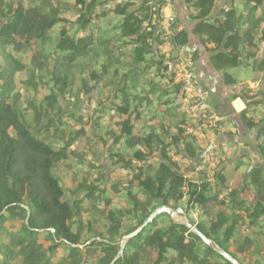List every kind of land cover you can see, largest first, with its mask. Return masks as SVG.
Returning <instances> with one entry per match:
<instances>
[{"label":"trees","instance_id":"16d2710c","mask_svg":"<svg viewBox=\"0 0 264 264\" xmlns=\"http://www.w3.org/2000/svg\"><path fill=\"white\" fill-rule=\"evenodd\" d=\"M45 2L0 0V264H231L167 215L119 256L123 237L162 205L182 209L241 264H264V165L237 182L227 173L232 165L215 164L211 175L209 164L226 151L214 149L207 161L209 146L187 133L195 124L182 102L183 85L170 74L163 31L152 27L154 7H133L130 0ZM185 3L193 33L214 47L210 65L226 83L240 86L263 74L240 95L246 105L240 117L256 129L264 158V0ZM220 3L229 7L215 17ZM165 7L161 2L159 14ZM188 42L179 31L170 53L178 56ZM40 85L48 87L51 116L34 135L17 110L29 107L27 93ZM72 85L88 98L97 91L103 102L86 121L56 103L54 91ZM102 153L108 172L96 164ZM191 161L200 162L188 171ZM20 218L18 228L6 230ZM126 223L134 230L125 232ZM42 234L51 241L47 249Z\"/></svg>","mask_w":264,"mask_h":264},{"label":"rangeland","instance_id":"374dc122","mask_svg":"<svg viewBox=\"0 0 264 264\" xmlns=\"http://www.w3.org/2000/svg\"><path fill=\"white\" fill-rule=\"evenodd\" d=\"M132 3H135L133 7L141 5L143 2H148L151 6L154 7L155 10V16L152 20V27L154 26L158 27L157 30H155V34L158 33L161 29L165 30H172V37L178 33L179 31H183L188 36V45L186 48L192 49L196 48V52H187L185 53L184 50L181 47H178L177 50H179L178 56L182 54H187L192 56V61L195 65V77L197 76L202 77L204 80L202 83L206 82L208 80L209 76H213L215 80L220 81L219 83L217 81L214 82V87L210 93V95L206 96V102L209 106V108L214 111L215 113L222 114L220 116L218 123H223V111L218 108L220 106V102L222 101V95L225 97L226 95L230 96V98L236 97L237 95H242V92L244 89L247 88H254L257 83L261 80L263 74L256 73V79L254 82L248 83L244 86L237 87L233 84H229L225 82L224 76L221 72H212V68L210 65V58L215 53L214 47L206 45L202 43L200 38L193 33L194 27H195V21L190 16L187 9V5L185 3V0H130ZM56 2H61L58 0H46L47 5H54V7L59 6ZM165 3L167 7H165L162 12L159 14V7L160 3ZM229 3H220L218 6V10L215 14V17L221 16L224 10L228 9ZM168 8V9H166ZM172 10V12H171ZM178 11L177 12H174ZM173 13V14H172ZM174 17V22L169 25V27H166V23H169L167 20V17ZM1 24V21H0ZM181 29V30H180ZM164 30V31H165ZM164 41V48L166 46V43L170 42V39H165L163 36ZM262 55L264 56V45H262ZM178 56H176V53H170L167 55L165 54V57L167 59L168 67L170 68V74L176 73V65L178 64ZM32 56L28 57V61L31 60ZM202 87V86H201ZM224 90L223 94L221 92ZM226 90V91H225ZM48 91L47 85H40L38 88H36V92L34 95L31 96L30 93H27V97L32 99V102L30 103L28 108L24 107H18L17 110V116L25 121L30 126V130L34 135H38L39 131H42L44 126L48 123V120L50 119L51 112L49 111V106L51 104V100L46 99V92ZM205 93V92H204ZM54 97L56 99V103L61 107L64 113H80L84 118L85 117H92L94 115V111L100 107V103L97 98V91H95L92 94V97L88 98L86 95V92L83 89H80L77 85H72L71 89L68 92H60V91H54ZM104 101V100H103ZM212 101V102H211ZM35 106V107H34ZM37 107V108H36ZM39 107V109H38ZM219 115V114H218ZM37 117V119H36ZM31 118H33L31 120ZM38 118H40L38 122ZM86 121V118H85ZM231 124L236 122V124H240L242 128V133L244 134L245 140H247L248 145H238L240 148L236 150V153H234L233 157L230 161H220L216 162V166H219L221 168L228 167L227 173L228 175L234 180V182L239 181L243 173H248L249 169H252L254 166L257 165H264V158L259 153V150L256 147V129H253L252 127H248V122L243 121L241 117H234L231 116L228 120ZM38 123V124H37ZM88 131H91V127L87 128ZM216 128L212 129V133H214ZM227 136H233L230 133L227 132ZM206 145H211L210 140L207 142ZM215 145H212L213 147H219L221 145L218 144L215 140L213 142ZM77 144V143H76ZM75 144V145H76ZM223 146V145H222ZM237 146V145H236ZM73 149V148H71ZM157 155V153L155 154ZM206 155V154H205ZM98 160L96 161L97 167L105 166L107 172L109 170L108 162H107V153H102L98 155ZM222 159V158H221ZM220 159V160H221ZM200 161H191L185 163V165L188 168V171L191 169H195L199 165ZM245 163V164H243ZM215 165L212 166L209 164L210 173L212 175V172L214 170ZM200 167V166H199ZM238 167V168H237ZM203 168V167H200ZM184 172H187V170H184ZM81 194L79 192L75 197H78ZM126 205V203H123ZM29 212V211H27ZM192 218L195 222H198V217L195 213L191 214ZM177 222H183V218L179 217L175 219ZM22 223V219H18L17 221L9 222L6 225V230H14L18 228ZM135 224L134 223H126L124 224V230L125 232H131L134 230ZM40 242L43 245L44 248H48L51 245V241L48 238L46 234H42L40 237ZM58 258L60 256L58 255Z\"/></svg>","mask_w":264,"mask_h":264},{"label":"built area","instance_id":"2783aa9c","mask_svg":"<svg viewBox=\"0 0 264 264\" xmlns=\"http://www.w3.org/2000/svg\"><path fill=\"white\" fill-rule=\"evenodd\" d=\"M167 18L169 23H166L167 25L164 28L169 27L175 20L173 16ZM164 30L165 29H162L163 36L166 40L170 39V42L166 43L165 48H163L164 54L168 55L172 49L171 42L173 39V32L168 29ZM175 83L183 85L184 95L182 102L185 105V111L190 118V122L195 124L194 127L187 129V133L195 136L200 145H206L205 140H208L207 136L209 132L212 131L213 128L217 129L219 117L209 108L205 93L198 84L197 78L195 77V65L192 61V56L187 54L179 56L178 64L176 65ZM213 163L211 162L210 165L212 166Z\"/></svg>","mask_w":264,"mask_h":264},{"label":"crops","instance_id":"0c3cea01","mask_svg":"<svg viewBox=\"0 0 264 264\" xmlns=\"http://www.w3.org/2000/svg\"><path fill=\"white\" fill-rule=\"evenodd\" d=\"M166 9H168V8H166ZM185 10H187V9L185 8ZM171 12H172V10H171ZM174 12L178 13V11H175V10H174ZM196 51H197L196 48H192V49L186 48V53L187 52H193L194 53ZM212 72H216V71L212 68ZM255 79H256V73L253 76V79L251 81H248L247 83L240 85V86H238V85H235V86H237V87L244 86L248 83L254 82ZM203 80L204 79L202 77L197 76L198 84L200 87L202 86L201 88L205 92V95L206 96L210 95L213 87L215 86L214 82L217 80H215L213 76H209L208 80H206V82H204V83H202ZM217 82L219 83L220 81H217ZM258 83H257V85H258ZM223 92H224V90L221 92V94H223ZM219 104H220V106H218V108L221 110V112L223 111L222 112L223 113L222 121H224V122L218 123L217 129H215L216 131L214 133H212V131L209 132V135L207 136L208 140H205V142H206V144H208L207 142L210 140V143H212V144L208 145L209 148L205 154L207 155L206 157L208 158L209 155H212L214 149L220 148V150L224 149L226 151V156H221V157L217 156V158L214 159V163L212 162L214 165L216 164V162H220L221 158L224 159L225 157H228L231 160L234 153H236V150H238V148H240L241 145H248L247 140H245L244 134L242 133L243 127H241L240 124L239 125L236 124V122H234L232 124L230 122H228V120L230 119L231 116L239 118L241 113L246 109L245 102L243 101L241 96L237 95L236 97L230 98V96H228V95H226L225 97L222 95V101ZM216 114L220 119V116L222 114H220V113H216ZM227 132L233 136H227L226 135ZM255 134H256V132H255ZM215 140L218 143L216 145H221V146L213 147L212 145H215L213 143V142H215ZM238 145H240V146H238ZM216 155H217V153H216ZM218 155H219V153H218ZM243 164H245V163H243ZM250 170L251 169H249L248 172H250Z\"/></svg>","mask_w":264,"mask_h":264},{"label":"water","instance_id":"95a60500","mask_svg":"<svg viewBox=\"0 0 264 264\" xmlns=\"http://www.w3.org/2000/svg\"><path fill=\"white\" fill-rule=\"evenodd\" d=\"M26 209V211H29V207L25 206L24 207ZM160 215H167L169 216L171 219L175 220L179 217L183 218V222L182 224L189 230V232L193 233L194 235H196L198 238L201 239V241L209 248L214 249L215 251H217L223 258H225L229 263L231 264H241L239 261H237L235 258H233L232 256H230L228 253H226L225 251H223V249H221L220 247H218L217 245L214 244V242L209 239L207 236H205L201 231H199L195 225L191 224V222L189 221L187 214L180 208L174 210L168 206H158L157 208H155L151 214L149 215V217L143 222L142 226L139 227L138 229H136L135 231H133L132 233L126 235L125 237H123L122 241L120 242L121 245V251L119 256H121L123 254V251L125 249V246L127 244L128 241L132 240L133 238L137 237L148 225H150L151 223L154 222V220L160 216ZM51 232H54L53 229H51Z\"/></svg>","mask_w":264,"mask_h":264}]
</instances>
